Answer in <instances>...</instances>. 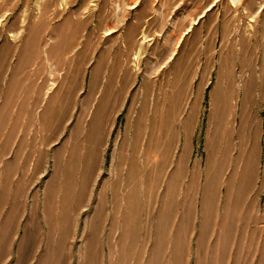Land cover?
<instances>
[{
  "label": "rangeland",
  "instance_id": "1",
  "mask_svg": "<svg viewBox=\"0 0 264 264\" xmlns=\"http://www.w3.org/2000/svg\"><path fill=\"white\" fill-rule=\"evenodd\" d=\"M25 52L0 264H264V0H0Z\"/></svg>",
  "mask_w": 264,
  "mask_h": 264
},
{
  "label": "crops",
  "instance_id": "2",
  "mask_svg": "<svg viewBox=\"0 0 264 264\" xmlns=\"http://www.w3.org/2000/svg\"><path fill=\"white\" fill-rule=\"evenodd\" d=\"M33 60L34 55H32L31 52L29 54L25 52L16 64L14 61L10 62V64L6 66V70L2 73L1 70L5 61L0 55V152L2 140L5 143L9 141L8 138L1 139L2 134L4 136L6 134H12V126L18 124L19 120L25 127L28 126V124L30 126L32 124L33 106L29 105V109L27 110L25 103L27 95L24 96L23 94H28V90L29 93L32 94L33 87H35L36 90L44 87L43 81L33 86L34 80L33 74L31 73ZM19 100L22 102L19 105L20 107L12 109L13 102L16 103ZM12 122H14V125H12Z\"/></svg>",
  "mask_w": 264,
  "mask_h": 264
}]
</instances>
